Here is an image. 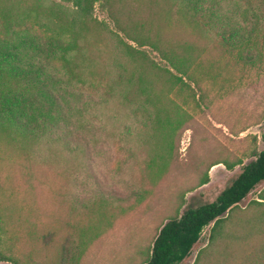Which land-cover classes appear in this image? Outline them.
<instances>
[{
    "label": "trees",
    "instance_id": "16d2710c",
    "mask_svg": "<svg viewBox=\"0 0 264 264\" xmlns=\"http://www.w3.org/2000/svg\"><path fill=\"white\" fill-rule=\"evenodd\" d=\"M180 1L183 6L180 20L190 33L210 43L218 39L225 47H235L232 56L243 64L261 60L262 51L255 46V41L264 24V0ZM73 2L76 11L85 10L88 3L87 0ZM43 3L44 0H0V174H3L0 175V231L6 232L1 217L20 215L22 205L15 207L14 203L18 202H12L20 188L30 194L29 187L48 185L51 192L56 186L53 178L55 156L80 152L85 155L90 181L80 182L83 194L78 216L86 218L74 223L78 249L96 238L110 219L106 217L111 216L106 201L111 196L119 198L124 194L118 189L108 193L100 189L102 165L91 153L100 148L105 137H115L114 131L107 129L109 126L114 129L115 122L125 118L121 106L128 104L124 102L127 87L135 85L133 92H137V99L136 107L130 109L124 121L125 133H134L131 144L128 139L125 141V150L131 155L133 149H144L146 156L139 168L146 184L153 185L161 180L169 163L165 156L168 152H164L163 147L161 150L165 154L153 148L146 149L145 140L143 147H139L133 136L140 138L144 132L149 137L165 136L167 127L172 131L185 119L184 111L171 100L172 116L164 102L156 106L162 90L154 86V80L144 68L131 61V56L142 54L138 47H149L163 67L150 61L148 68L170 74L178 90L183 84L187 86L182 77L195 84L203 71L211 73L212 65L209 62L203 65L204 48L195 47L192 40L166 43L158 17L152 12L132 29L108 15L114 34L121 32L135 45L120 44L123 53L107 54L100 66L91 59L90 65L84 66L90 77H78L82 70L79 66V72H74L73 58L76 52L84 56L86 50L77 49L76 30L63 26L59 18L42 13ZM48 8L59 12L63 6L52 2ZM243 29L246 32L240 33ZM113 45L119 49V41ZM94 47L99 56L103 50L96 41H91L90 48ZM125 162L129 163L126 159L117 161L115 177L121 184H128L121 169ZM219 162L227 168L233 165L223 161L215 163ZM206 181L207 176L198 184ZM261 181H264V143L214 200L187 207L180 214L176 209L167 213L139 264L179 263L188 255L203 227L210 223L208 242L197 252L193 264L203 261L264 264V193L245 209L236 205ZM133 196L135 202L140 203L146 197L145 190L137 188ZM28 198L34 200L30 195ZM124 212L125 207L119 209L120 214ZM220 242L224 244L218 246Z\"/></svg>",
    "mask_w": 264,
    "mask_h": 264
},
{
    "label": "rangeland",
    "instance_id": "374dc122",
    "mask_svg": "<svg viewBox=\"0 0 264 264\" xmlns=\"http://www.w3.org/2000/svg\"><path fill=\"white\" fill-rule=\"evenodd\" d=\"M52 2L61 4L63 9L49 11ZM87 2L85 10L79 11H76L73 0H44L41 7L42 13L59 18L63 26L76 30V47L86 50L84 56L76 52L73 58L74 72H79V66L82 70L78 77H90L84 66L90 65L91 59L100 66L101 61H106L107 54L123 53L120 44L135 45L121 32L114 34L113 22L108 15L115 17L120 25L132 29L144 22L151 12L158 17L166 43L192 40L195 47L204 48L201 54L203 65L207 66L209 62L212 71L210 74L203 71L195 84L182 77L187 86L183 84V88L178 90L170 74L148 68L150 61L157 67H163L156 53L147 46L138 47L142 54L131 56V61L144 68L154 80V86L162 90L161 100L156 106L164 102L172 116L174 107L171 100L185 113V119L177 128L172 131L168 127L165 129V136L156 134L149 137L145 132L140 138L133 136L139 147H143L145 140L146 149L168 152L164 153L169 163L163 177L153 185L146 184L142 179L144 173L139 168L146 156L144 149H133L131 155L125 150V141L128 139L131 144L134 133H125L124 121L130 109L136 107L137 99V92H133L135 85H130L124 101L128 104L121 106L125 118L115 122L114 129L110 126L107 129L114 131L115 137H105L100 148L91 153V157L102 165L100 189L104 193L117 189L124 193L119 198L115 195L106 201L107 212L111 216H106L110 219L103 229L91 242L77 249L78 233L74 223L86 218L78 216V211L82 210L83 194L80 182L90 181L87 178L89 170L84 164L85 155L80 152L69 156L56 155L53 175L56 186L52 191L49 192L48 185L29 187L30 194L20 188L12 201L18 202L14 203L15 207L22 205L20 215L1 217L6 232L0 231V255L3 257L0 264H139L167 213L176 209L180 214L187 207L214 200L264 143V24L259 28L255 41V46L262 51L261 60L243 64L232 56L235 47H225L218 39L215 43L207 42L185 28L180 20V0ZM239 32L245 33L246 29ZM91 41H96L103 50L99 56L95 47L90 48ZM118 41L119 49L113 45ZM124 159L129 161L121 166L128 184L118 183V177H115L117 161ZM217 161L233 165L227 168L221 162L215 163ZM15 169L18 170L17 167ZM205 176L207 181L199 185ZM137 188L145 190L146 197L140 203H136L133 196ZM261 193H264V181L256 184L236 204L237 207L245 209L252 201L259 200ZM123 207L125 212L120 214L119 209ZM210 226L211 223L203 227L188 255L177 264H193L197 252L208 242ZM223 244L220 242L218 246ZM201 264L210 263L203 261Z\"/></svg>",
    "mask_w": 264,
    "mask_h": 264
}]
</instances>
